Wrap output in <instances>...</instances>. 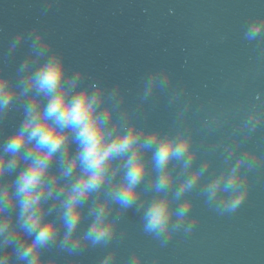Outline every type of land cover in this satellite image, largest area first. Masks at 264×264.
I'll return each instance as SVG.
<instances>
[{"label": "clouds", "instance_id": "9594fccd", "mask_svg": "<svg viewBox=\"0 0 264 264\" xmlns=\"http://www.w3.org/2000/svg\"><path fill=\"white\" fill-rule=\"evenodd\" d=\"M55 2L45 0L42 14ZM243 36L264 41V13L250 17ZM157 93L175 107L169 124L144 116ZM192 109L168 67L148 71L129 99L122 81L73 67L39 20L12 34L0 51V264H81L94 248L105 249L99 264H115L130 210L162 247L193 230L198 197L220 214L238 210L264 165V148L249 143L264 126V96L230 127L241 108L210 112L199 127ZM142 258L136 249L127 264Z\"/></svg>", "mask_w": 264, "mask_h": 264}, {"label": "water", "instance_id": "95a60500", "mask_svg": "<svg viewBox=\"0 0 264 264\" xmlns=\"http://www.w3.org/2000/svg\"><path fill=\"white\" fill-rule=\"evenodd\" d=\"M44 2L0 0V51L17 30L39 20L73 67L84 65L109 83L122 81L129 99L148 71L168 67L173 83L186 85L193 97L189 118L197 127L210 112L241 108L227 121L230 127L253 96H264V41L243 36L250 17L264 13L261 0H56L42 14ZM175 111L167 95L157 93L144 116L152 124H169ZM17 119L9 118L8 129ZM249 143L264 148V126ZM192 214L198 218L193 230L177 232L162 247L130 210L115 264H127L136 249L143 252L141 264H264V165L253 173L238 210L220 214L198 197ZM104 251L87 250L81 264H99Z\"/></svg>", "mask_w": 264, "mask_h": 264}]
</instances>
